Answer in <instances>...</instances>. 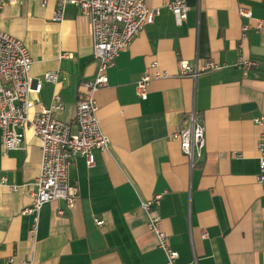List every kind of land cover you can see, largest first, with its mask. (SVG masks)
Masks as SVG:
<instances>
[{
  "label": "crops",
  "instance_id": "1",
  "mask_svg": "<svg viewBox=\"0 0 264 264\" xmlns=\"http://www.w3.org/2000/svg\"><path fill=\"white\" fill-rule=\"evenodd\" d=\"M145 1L160 14L118 54L105 71L106 86L94 93L108 149L93 151L91 167L75 158L74 206L62 199L43 204L34 238L33 216L22 210L33 202L40 140L30 128L20 149L4 152L0 140V264L9 258L13 264H162L141 207L155 194L176 264H264V182L255 178L262 128L253 121L264 114V32L243 34L247 20L238 13L245 7L264 19V0H183L188 11L179 25L164 5L169 0ZM56 2L1 5L0 29L24 43L33 60L31 83L41 82L29 93V117L56 91L64 109L55 115L70 121L97 61L87 16L69 4L55 21ZM241 59L257 66L243 74ZM182 61L220 68L180 76ZM152 62L168 76L150 80L142 99L136 83L152 73ZM53 70L61 76L56 86L43 80ZM191 110L205 136L203 157L192 169L171 137Z\"/></svg>",
  "mask_w": 264,
  "mask_h": 264
},
{
  "label": "built area",
  "instance_id": "2",
  "mask_svg": "<svg viewBox=\"0 0 264 264\" xmlns=\"http://www.w3.org/2000/svg\"><path fill=\"white\" fill-rule=\"evenodd\" d=\"M26 0H0L4 4L22 5ZM46 0H42L44 3ZM75 5L85 14L89 21L92 41V55L97 61V71L91 81L82 82L83 95L76 101L75 114L72 120L63 121L55 113L64 109V104L53 92L48 106L40 109L29 117L28 110L34 105L29 98L31 91L38 92L41 82L33 86L29 77L33 60L24 43L0 29V140L4 152L23 147L24 130L30 128L40 140V158L38 174L35 178L36 189L33 192V202L22 212L33 216L31 237H35L38 213L41 206L47 202L62 199L66 206H74L78 194L76 185L69 181V169L77 156L85 158L86 165L95 163L93 151L107 150L109 139L99 126L97 117L98 106L94 93L106 86L108 77L105 71L112 65L118 54L127 48L135 36L146 24L154 22L160 14L159 8L149 7L145 0H57L53 20L61 21L67 5ZM173 14L176 24H181L188 11L183 0H169L164 4ZM238 13L245 21L241 25L243 34L249 30L264 32V19L255 18L251 11L239 7ZM62 56V54H61ZM243 74L257 63L250 59L238 62ZM152 73H146L136 83L137 92L142 99L147 97V86L153 78L167 77V72H161L157 63L150 64ZM180 76L197 77L201 72L218 69L220 65L212 61L190 65L179 63ZM57 70L47 71L43 80L56 86L60 80ZM253 121L262 128L257 142L258 172L255 176L258 183L264 182V114ZM74 128V130H73ZM171 137L177 139L181 152L186 156L192 169L203 157L205 146L204 127L195 110L187 116L186 124L180 126ZM161 194L141 201V207L146 213L147 226L154 234L157 247L164 253L162 264H176L178 252L172 248L168 234L162 230V218L159 213ZM62 211H60L61 213ZM101 224L102 220H95ZM206 236V232H203ZM9 264L13 259L9 258ZM20 264H35L31 259Z\"/></svg>",
  "mask_w": 264,
  "mask_h": 264
}]
</instances>
